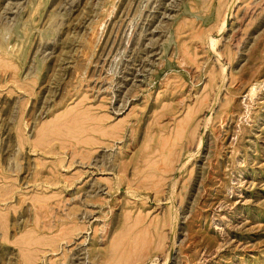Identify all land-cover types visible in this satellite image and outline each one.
Here are the masks:
<instances>
[{
    "label": "rangeland",
    "instance_id": "374dc122",
    "mask_svg": "<svg viewBox=\"0 0 264 264\" xmlns=\"http://www.w3.org/2000/svg\"><path fill=\"white\" fill-rule=\"evenodd\" d=\"M0 264H264V0H0Z\"/></svg>",
    "mask_w": 264,
    "mask_h": 264
},
{
    "label": "bare ground",
    "instance_id": "6f19581e",
    "mask_svg": "<svg viewBox=\"0 0 264 264\" xmlns=\"http://www.w3.org/2000/svg\"><path fill=\"white\" fill-rule=\"evenodd\" d=\"M232 8V7H231ZM230 12H231V10H230ZM230 14H227V17L229 16ZM227 17H224V19H225V22L227 21L226 19H227ZM224 22V21H223ZM209 39H211V38H209ZM214 40V39H213ZM212 40V41H213ZM212 49V48H211ZM253 90V89H252ZM192 132V131H191ZM171 164V163H170ZM171 216V215H170ZM163 226V225H162Z\"/></svg>",
    "mask_w": 264,
    "mask_h": 264
}]
</instances>
